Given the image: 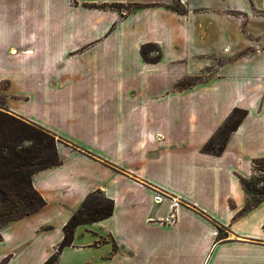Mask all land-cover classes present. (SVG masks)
<instances>
[{
  "label": "crops",
  "instance_id": "crops-1",
  "mask_svg": "<svg viewBox=\"0 0 264 264\" xmlns=\"http://www.w3.org/2000/svg\"><path fill=\"white\" fill-rule=\"evenodd\" d=\"M0 112L64 159L33 176L46 207L0 228V264H44L96 194L113 215L58 264H264V198L243 184L264 160V0H0Z\"/></svg>",
  "mask_w": 264,
  "mask_h": 264
},
{
  "label": "trees",
  "instance_id": "trees-1",
  "mask_svg": "<svg viewBox=\"0 0 264 264\" xmlns=\"http://www.w3.org/2000/svg\"><path fill=\"white\" fill-rule=\"evenodd\" d=\"M238 113L242 116L238 117ZM245 117L246 112L234 111L230 120L218 133V135L224 133L225 140L218 143L215 153L223 151L230 135ZM25 142L31 144L25 146ZM213 142L212 139L204 149L206 153H211L208 149ZM61 164L55 136L9 113L0 112V228L46 207L45 199L34 188L33 176ZM262 164L259 163V166ZM243 184L250 192V182L243 181ZM257 193L264 194L262 191ZM98 196L100 195H90L82 207L73 214L64 227L62 243L44 264H58L62 251L72 246L77 227L113 215V201L105 197L99 200ZM257 202L259 201L255 203Z\"/></svg>",
  "mask_w": 264,
  "mask_h": 264
},
{
  "label": "rangeland",
  "instance_id": "rangeland-1",
  "mask_svg": "<svg viewBox=\"0 0 264 264\" xmlns=\"http://www.w3.org/2000/svg\"><path fill=\"white\" fill-rule=\"evenodd\" d=\"M113 8V7H112ZM145 53V57L148 61H153L152 59L149 58L148 54L144 51ZM158 56H155V58ZM152 58V57H151ZM242 111V110H240ZM243 112V111H242ZM245 112V111H244ZM238 117L242 116L241 113L237 114ZM57 140V139H56ZM214 142L211 144V146L209 147L208 151H210L211 153H215L216 149H217V145L219 142H223L225 140V134L221 133L219 135H217L216 137L213 138ZM60 142V141H59ZM58 143V140H57ZM31 143L29 142H25V146H29ZM62 162L64 161V159H62ZM263 163L262 166H259V163ZM253 170H254V181H251L249 184V190H250V194H251V198L254 202L256 201H260L264 198V194L259 195V191L264 192V160H256L253 163ZM99 200H103L104 197L103 196H98L97 197ZM1 240V237H0Z\"/></svg>",
  "mask_w": 264,
  "mask_h": 264
},
{
  "label": "built area",
  "instance_id": "built-area-1",
  "mask_svg": "<svg viewBox=\"0 0 264 264\" xmlns=\"http://www.w3.org/2000/svg\"><path fill=\"white\" fill-rule=\"evenodd\" d=\"M163 200L164 198L162 196L156 197V203L158 204L162 203ZM177 208H178V202L172 201L170 214L166 218H164L163 221H161L163 225H174L177 222L178 220Z\"/></svg>",
  "mask_w": 264,
  "mask_h": 264
}]
</instances>
